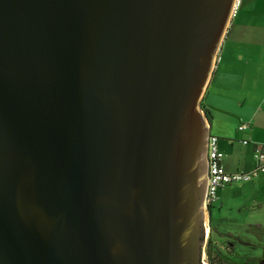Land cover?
Segmentation results:
<instances>
[{
    "label": "water",
    "instance_id": "obj_1",
    "mask_svg": "<svg viewBox=\"0 0 264 264\" xmlns=\"http://www.w3.org/2000/svg\"><path fill=\"white\" fill-rule=\"evenodd\" d=\"M232 1L0 0V264H200Z\"/></svg>",
    "mask_w": 264,
    "mask_h": 264
},
{
    "label": "crops",
    "instance_id": "obj_2",
    "mask_svg": "<svg viewBox=\"0 0 264 264\" xmlns=\"http://www.w3.org/2000/svg\"><path fill=\"white\" fill-rule=\"evenodd\" d=\"M217 55L200 106L209 111L210 121H217L215 132L209 134L218 138L224 171L248 173L254 167V146H264V0L242 1ZM240 124L248 130L239 132ZM241 140L247 144L242 145ZM247 183V188L264 193V171L240 187Z\"/></svg>",
    "mask_w": 264,
    "mask_h": 264
},
{
    "label": "rangeland",
    "instance_id": "obj_3",
    "mask_svg": "<svg viewBox=\"0 0 264 264\" xmlns=\"http://www.w3.org/2000/svg\"><path fill=\"white\" fill-rule=\"evenodd\" d=\"M242 1L240 0L236 12L240 9ZM234 16L231 17V20H233ZM215 58L216 56H214L213 65ZM216 60L218 61V58ZM199 99L200 97L198 98V103H196L198 106H200ZM215 117V119L219 118L217 115ZM209 125L211 126L209 132L214 133L217 121H209ZM203 159L206 165L204 155ZM240 185L242 184L225 186V188L218 191L217 200L209 209L210 223L208 228L204 213L203 225L206 229L205 231L207 229L208 231L210 230L208 234L209 244L212 248L211 252L215 254L217 252L222 257H225L231 252V250L226 251V247L233 249V251L243 253V255H252L257 259L259 257L264 258V193H257L254 189L247 188L249 186L248 183L242 187ZM246 224H249V226ZM256 224H260V227ZM230 232L231 236H228L227 233ZM236 238L239 242L237 240L235 241ZM228 241H233L230 243L231 247H228L229 245L226 244ZM204 254L205 248H203V262H205Z\"/></svg>",
    "mask_w": 264,
    "mask_h": 264
},
{
    "label": "built area",
    "instance_id": "obj_4",
    "mask_svg": "<svg viewBox=\"0 0 264 264\" xmlns=\"http://www.w3.org/2000/svg\"><path fill=\"white\" fill-rule=\"evenodd\" d=\"M240 0H233L229 14V20L234 16ZM239 132L248 130V126L240 124L237 127ZM242 145H246V140H241ZM222 153L218 148V138L209 134L206 139V185L203 195V206L206 209L212 207L217 200L218 190L229 185L243 184L251 180L258 173L264 171V146H254L252 159L253 169L248 173H228L221 165Z\"/></svg>",
    "mask_w": 264,
    "mask_h": 264
},
{
    "label": "flooded vegetation",
    "instance_id": "obj_5",
    "mask_svg": "<svg viewBox=\"0 0 264 264\" xmlns=\"http://www.w3.org/2000/svg\"><path fill=\"white\" fill-rule=\"evenodd\" d=\"M205 185H206V175H205V178H204V188H205ZM202 209H203V212L205 213V216H206V223H207L206 226L208 228L209 227V223H210V220H209V215H210L209 214V209L204 208V206L202 207ZM205 230L206 229L204 228V225H202L201 239L203 240V245H202L201 255H202V252H203V248H205V254H204L205 255V258H204L205 262H203V260L201 261V256H200V264H211V260L212 259L217 262L215 264H264V258L263 257H259L257 259L255 256L248 255V254L243 255V253L236 252L235 250L233 251V249H231V248L228 249L226 247H225V250L226 251H230L231 250V252H229V254L226 255L225 257H222V255H219L217 252L215 254V253H212L211 251H210V255L208 256V254H207L208 243H209V234H208V232L210 233V230L209 231H208V229H207V231H205ZM228 236H231V235H228ZM236 240L238 241L237 238L235 239V241ZM233 241L226 242V244L229 245L228 247H231L230 243L233 242ZM211 250H212V248H211Z\"/></svg>",
    "mask_w": 264,
    "mask_h": 264
},
{
    "label": "trees",
    "instance_id": "obj_6",
    "mask_svg": "<svg viewBox=\"0 0 264 264\" xmlns=\"http://www.w3.org/2000/svg\"><path fill=\"white\" fill-rule=\"evenodd\" d=\"M201 109H202V111H203V113L205 114V117H206V119L208 120V122L210 121V118H211V116H210V113H209V111L207 110V109H205L204 107H202L201 106ZM210 209V208H209ZM210 251H211V246H210V244L208 243V250H207V254H208V256L210 255ZM215 263H217L215 260H211V264H215Z\"/></svg>",
    "mask_w": 264,
    "mask_h": 264
}]
</instances>
